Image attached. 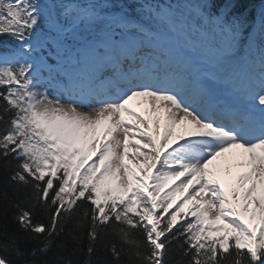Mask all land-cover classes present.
Here are the masks:
<instances>
[{
    "label": "snow or ice",
    "instance_id": "1",
    "mask_svg": "<svg viewBox=\"0 0 264 264\" xmlns=\"http://www.w3.org/2000/svg\"><path fill=\"white\" fill-rule=\"evenodd\" d=\"M0 38V264H264V0H0Z\"/></svg>",
    "mask_w": 264,
    "mask_h": 264
},
{
    "label": "bare ground",
    "instance_id": "2",
    "mask_svg": "<svg viewBox=\"0 0 264 264\" xmlns=\"http://www.w3.org/2000/svg\"><path fill=\"white\" fill-rule=\"evenodd\" d=\"M129 107H132L134 108L137 112H140L141 114H144V111H145V108H146V105L140 101V100H134L132 102H130V105ZM182 131V129H177V133L179 134L180 132ZM241 150L239 149H233L231 152L225 154V157H222L220 158L218 161L214 162V164H224L225 163V159L228 158L231 160V162L233 164L237 163L238 160H239V152ZM127 163V160L125 161ZM131 163V162H129ZM135 167V165H133ZM238 169L236 168H233L232 169V174L234 175L235 172L237 171ZM218 175L220 176V178L223 180V181H227L229 179V177L223 172V171H220L218 173Z\"/></svg>",
    "mask_w": 264,
    "mask_h": 264
},
{
    "label": "trees",
    "instance_id": "3",
    "mask_svg": "<svg viewBox=\"0 0 264 264\" xmlns=\"http://www.w3.org/2000/svg\"><path fill=\"white\" fill-rule=\"evenodd\" d=\"M243 2H244V4H245L247 10H248L249 12H251V11H252V7L256 4L255 7H253V8H254V9H255V8H258V7L260 6L262 0H243ZM255 10H256V9H255ZM0 39H3V38H0ZM9 39H10V38H9ZM68 258H69V259H77V258L82 259L83 257H82V255H81L80 257H68Z\"/></svg>",
    "mask_w": 264,
    "mask_h": 264
},
{
    "label": "rangeland",
    "instance_id": "4",
    "mask_svg": "<svg viewBox=\"0 0 264 264\" xmlns=\"http://www.w3.org/2000/svg\"><path fill=\"white\" fill-rule=\"evenodd\" d=\"M129 162H131L130 160H127V163H129ZM134 167V166H133ZM185 210H187V207H186V209Z\"/></svg>",
    "mask_w": 264,
    "mask_h": 264
}]
</instances>
